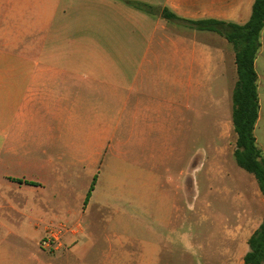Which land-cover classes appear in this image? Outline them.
<instances>
[{
    "label": "crops",
    "instance_id": "1",
    "mask_svg": "<svg viewBox=\"0 0 264 264\" xmlns=\"http://www.w3.org/2000/svg\"><path fill=\"white\" fill-rule=\"evenodd\" d=\"M255 1L0 0V232L30 242L34 229L38 247L47 230L60 234L50 255L0 249V264H76L77 256L80 264H91L84 261L82 242L94 237L97 219L107 230L103 264L159 263L160 231L169 221L150 211L155 217L146 227L139 222L138 204L137 209L121 206L122 168L141 175L135 158L142 149L167 152L159 161L171 164L167 154L175 136L188 150L194 124L213 128L217 137L208 175L225 173L222 156H234L237 144L236 54L225 37L195 23L245 25ZM260 43L255 138L264 152V29ZM206 162L191 167L187 155L180 174L187 197L191 170L197 166L201 172ZM65 182L77 186L71 189L77 208H62L60 202L41 231L47 198L62 199ZM254 201L260 214L250 210L243 219L238 214L229 236L234 247L214 252L219 262L244 264L248 241L264 220L261 191ZM183 239L187 252L194 253L189 236ZM202 251L198 245V261Z\"/></svg>",
    "mask_w": 264,
    "mask_h": 264
},
{
    "label": "rangeland",
    "instance_id": "2",
    "mask_svg": "<svg viewBox=\"0 0 264 264\" xmlns=\"http://www.w3.org/2000/svg\"><path fill=\"white\" fill-rule=\"evenodd\" d=\"M213 133V128H206V125L198 127L192 124L188 150L184 148L183 151L181 137L175 136L173 150L170 151L172 156L167 154L168 158H173L171 164L168 160L159 161L162 158L165 159L167 152L159 149H155V151L142 149L136 153L138 157L134 156L142 168L141 175L137 172H130V169H126L125 166L122 168L125 182L121 183V190L124 191L125 199L121 201V206L137 209L138 204L143 210L141 215L138 214L139 222L146 224V227H149L151 222L153 223L155 217V215H149L150 211L158 212L159 220L165 217L169 221V227L160 231L162 238L158 240V264H226L219 262L220 259L214 255V252H220L225 247L233 249L234 241L229 236L239 222L238 214H244L242 219L250 210L260 214V207L254 201L255 192H260L258 182L252 174L237 165L235 153L232 156L227 152V155L222 156L224 174L220 176L218 174L208 175L210 169L208 162L213 158L212 149L214 144L218 143L217 137L214 138L215 134ZM221 145L222 148L227 145L226 141H222ZM187 155H189L191 167L193 164H197L198 160L205 159L207 161L206 167L201 172L198 173L197 166L191 170V189L188 197L182 190L180 175L182 169L186 167ZM169 169L172 172L168 173ZM167 175L168 177L172 176L173 183L168 182ZM51 185H49L50 192H52ZM73 186L77 187L76 184L65 182L67 192H63V198L60 200L47 198L45 222L41 226V231L46 224H49V220L54 214L53 210H57L60 202H62V208H77V196L75 193H71ZM135 193L139 194L134 196ZM169 209L170 214L165 215ZM51 213L52 216H50ZM83 222L88 224V219L85 218ZM105 225L98 219L95 220L91 227L94 236L92 241L90 240V243L88 240L82 242L85 246L82 248V256L86 263L103 264V254L108 250V245L105 244V234H107ZM33 230H30V242L16 236L5 238L6 232H0V249L3 250V253L50 255L52 247L44 246V241L48 237H44V241L38 247L34 242ZM52 230L56 232L54 231L56 229L51 228V230H47V235ZM186 235L189 236L190 244L194 247V253L187 252L183 239V236ZM59 237L58 233L56 239L59 240ZM198 245L203 249L204 259L202 261H198L195 257L199 255ZM135 247L140 248L137 243ZM241 247L242 242H239L238 249L241 250ZM78 258L79 256L75 258L76 264H80Z\"/></svg>",
    "mask_w": 264,
    "mask_h": 264
},
{
    "label": "trees",
    "instance_id": "3",
    "mask_svg": "<svg viewBox=\"0 0 264 264\" xmlns=\"http://www.w3.org/2000/svg\"><path fill=\"white\" fill-rule=\"evenodd\" d=\"M135 6L144 8L141 4ZM164 16L175 19L168 12ZM195 26L221 34L235 49L238 73L233 93V124L237 134L235 159L241 169L255 177L264 196V152L255 138L260 110L255 60L261 48L260 34L264 29V0L255 1L251 19L245 25L203 21L195 23ZM28 184L32 185L30 182ZM248 244L250 251L244 258V264H264V220Z\"/></svg>",
    "mask_w": 264,
    "mask_h": 264
},
{
    "label": "built area",
    "instance_id": "4",
    "mask_svg": "<svg viewBox=\"0 0 264 264\" xmlns=\"http://www.w3.org/2000/svg\"><path fill=\"white\" fill-rule=\"evenodd\" d=\"M56 235L55 232L50 233L47 240L44 241V246H46L47 248L51 247V242L52 240H56Z\"/></svg>",
    "mask_w": 264,
    "mask_h": 264
}]
</instances>
